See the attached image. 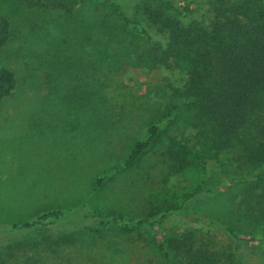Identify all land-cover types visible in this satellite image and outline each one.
<instances>
[{"label":"rangeland","instance_id":"374dc122","mask_svg":"<svg viewBox=\"0 0 264 264\" xmlns=\"http://www.w3.org/2000/svg\"><path fill=\"white\" fill-rule=\"evenodd\" d=\"M67 1L70 13L0 0L9 22L0 70L15 79L0 98V264H164L158 243L185 232L220 254L233 252L237 264H264L262 219L239 208L255 169L241 144L207 152L178 99L184 70L141 66L107 40L103 15L111 4L132 15L135 0ZM206 1L173 3L196 5L200 17ZM153 123L163 124L161 138L124 166ZM170 138L188 148L187 168H170ZM242 139L249 142L247 132ZM199 183L206 191L184 200ZM48 209L61 215L36 219ZM194 213L233 227L238 239L193 222ZM115 216L147 223L123 229Z\"/></svg>","mask_w":264,"mask_h":264},{"label":"trees","instance_id":"16d2710c","mask_svg":"<svg viewBox=\"0 0 264 264\" xmlns=\"http://www.w3.org/2000/svg\"><path fill=\"white\" fill-rule=\"evenodd\" d=\"M173 1L135 0L132 15L111 4L112 13L102 18L107 40L115 45L121 57L133 53L141 66L150 69L173 66L184 70L185 83L177 95L189 115L187 123L199 127L197 132L204 135L209 153L217 154L241 144L244 156L255 169L250 174L252 178L246 181L239 208H244L250 219L261 217L264 226V1L207 0L200 17L193 13L196 5H176ZM25 2L30 7L65 13L73 8L67 0ZM141 20L159 33L162 40L154 39ZM8 31L9 22L0 16V48L7 41ZM14 83L12 71L2 68L0 98ZM169 115L166 113L165 117ZM164 130L162 123L150 124L145 135L133 144L124 166L135 164L161 138ZM243 132L248 133L249 142L242 139ZM188 153V148L176 139L168 140L165 157L170 168L175 171L187 168ZM206 159L203 156L202 162ZM104 179L105 176L98 177L97 184ZM205 191L199 183L185 192L183 198L188 200ZM181 211L191 213L185 207ZM60 215L59 209H48L36 219L51 220ZM113 219L123 229L147 223L146 220L123 222L121 216ZM192 221L220 230L231 241L238 239L236 229L206 215L194 213ZM207 246L197 242L191 232L168 235L158 243L164 264H237L233 252L220 254Z\"/></svg>","mask_w":264,"mask_h":264}]
</instances>
